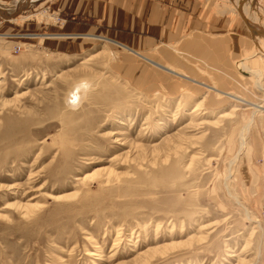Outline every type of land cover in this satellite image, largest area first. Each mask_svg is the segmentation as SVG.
Masks as SVG:
<instances>
[{
    "label": "rangeland",
    "instance_id": "obj_1",
    "mask_svg": "<svg viewBox=\"0 0 264 264\" xmlns=\"http://www.w3.org/2000/svg\"><path fill=\"white\" fill-rule=\"evenodd\" d=\"M11 2L29 4L0 15V264H264V112L234 98L264 104L255 42L219 83L202 67L223 92L169 95L115 73L112 44L69 55L20 36L51 0Z\"/></svg>",
    "mask_w": 264,
    "mask_h": 264
},
{
    "label": "crops",
    "instance_id": "obj_2",
    "mask_svg": "<svg viewBox=\"0 0 264 264\" xmlns=\"http://www.w3.org/2000/svg\"><path fill=\"white\" fill-rule=\"evenodd\" d=\"M237 1L240 14L231 13V8L225 13L240 18L241 26L221 16L212 0H51L53 20L27 22L19 35L69 55L103 45L108 49L107 44H112L119 50L112 58V70L135 89L174 95L197 90L199 85L219 93L223 91L199 79L203 66L215 73L219 83L224 75L235 72L236 60L252 55L253 41L264 59V35L257 30L264 27V0H255L254 24L258 27L252 29L253 34L248 29L252 28L248 1ZM160 22L163 45L157 44ZM238 69L244 74L252 72ZM257 72L264 74V69Z\"/></svg>",
    "mask_w": 264,
    "mask_h": 264
},
{
    "label": "bare ground",
    "instance_id": "obj_3",
    "mask_svg": "<svg viewBox=\"0 0 264 264\" xmlns=\"http://www.w3.org/2000/svg\"><path fill=\"white\" fill-rule=\"evenodd\" d=\"M11 1L12 0H0V2H2L3 4H7V5L10 4V3H12ZM30 1L31 0H15V2H17V5H20L22 3H28ZM224 1L229 2L230 8H231V11H230V9H229V11L231 13H239L240 14V11L238 10L239 8L237 9V6H238V1L237 0H224ZM247 1H248L247 7L249 9L248 20H249L250 26L253 29V28L258 27V26L255 27V24H254L255 23V19L254 18L257 15V6H256V3H255L256 1L255 0H247ZM240 2H242V1H239V3ZM28 4L23 5V6H20L19 8H17L15 10L14 13H9L7 11L0 10V15H1V17L5 18V19H11V18L15 17L16 15L20 14L21 10L23 8H25ZM257 30L261 33V31L264 30V27L258 28ZM262 45H263V43H262ZM255 75H257V78L255 79L256 80V85H255L256 90L264 95V79H263L264 78V74L263 73H260V72H257V73H254V76ZM212 89H214V88H212ZM234 98H237L238 100H240V102L246 103V105H248V106L250 105V107H252L255 112H257V111L262 112V113L264 112V104L263 103L251 102V101L248 102L245 99H242V98L237 97V96H234ZM237 109L238 108L235 107V110H237ZM195 110H196V107H195ZM225 114L226 113L221 114L220 117L224 116ZM254 114L255 113L252 114L253 118L249 121V123L246 124V126L243 127L242 130H241V133H240L241 142H240V148H239L240 150L245 147V141L243 139V135H244V132L247 129V127L250 126L254 122V116H255ZM232 162H231V164H232ZM235 198H236V200H237V202L239 204H242L237 197H235ZM242 207L245 209L247 218H249V210L246 207H244V206H242Z\"/></svg>",
    "mask_w": 264,
    "mask_h": 264
},
{
    "label": "water",
    "instance_id": "obj_4",
    "mask_svg": "<svg viewBox=\"0 0 264 264\" xmlns=\"http://www.w3.org/2000/svg\"><path fill=\"white\" fill-rule=\"evenodd\" d=\"M248 29L251 31V33L253 34V30H252V28H250V27H248ZM261 33L264 35V30L263 31H261Z\"/></svg>",
    "mask_w": 264,
    "mask_h": 264
}]
</instances>
